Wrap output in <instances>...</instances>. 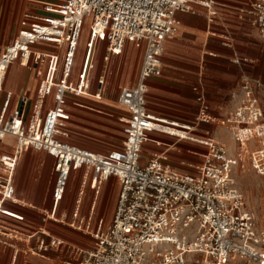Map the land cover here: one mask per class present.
<instances>
[{
  "label": "built area",
  "instance_id": "2783aa9c",
  "mask_svg": "<svg viewBox=\"0 0 264 264\" xmlns=\"http://www.w3.org/2000/svg\"><path fill=\"white\" fill-rule=\"evenodd\" d=\"M248 3L240 16H249L264 45V0ZM48 4L61 9L62 16L21 30L0 50V90L13 63L34 69L40 77L29 118L26 95H21L20 106L10 111L12 92L6 94L0 113V140L16 138L12 154L0 151V244L13 241L9 237L12 229L26 233L2 222L1 216L8 213L6 201L16 202V167L23 153L34 149L54 159V200L65 195L73 167L84 168L80 195L89 180L100 185L110 177L119 181L120 192L112 221L106 227L103 219L94 227L92 215L70 222L92 239L90 246L41 229L27 233L25 249L20 246L16 252L32 250L51 260L50 264H190L192 257H199L200 264L234 260L264 264V225L248 208L235 177L236 168L264 176V113L256 94L262 87L259 80L244 79L236 110L220 122L237 144L235 155L229 153L226 144L208 138L201 141L209 150L196 173L178 171L162 156L141 163L150 132L183 138L170 128L186 131L149 113L146 106L147 81L161 74L165 40L178 30L175 15L203 7L208 9V16H214L216 0H52ZM86 26L90 36L77 85L71 88L77 93L90 90L100 39L107 41L105 60L121 54L127 42L144 49L137 85L122 88L118 96L119 104L129 111L123 148L105 154L59 138L64 97L70 89ZM41 43L53 44L57 51H41L36 48ZM104 81L101 75L98 97ZM51 95L54 105L46 108ZM253 140L261 145L259 149H249ZM73 215V219L78 218L77 211ZM15 240L23 242L22 237Z\"/></svg>",
  "mask_w": 264,
  "mask_h": 264
},
{
  "label": "crops",
  "instance_id": "0c3cea01",
  "mask_svg": "<svg viewBox=\"0 0 264 264\" xmlns=\"http://www.w3.org/2000/svg\"><path fill=\"white\" fill-rule=\"evenodd\" d=\"M48 2L50 0H0V50L9 45L21 30L33 29L44 23L47 18L61 17V9L49 5ZM215 7L217 14L211 17L208 16V9L203 7H197L195 12L178 11L175 15L178 30L174 36L165 40L161 74L152 76L147 81L149 90L146 95V106L149 113L169 123H175L188 132L182 134L183 138L150 132L149 139L143 146L142 154L145 152L141 156L143 164L154 157H160L161 154H167V163L174 169L184 173H196V167L203 162L204 155L209 150L201 141L208 138L226 145V142L231 140L232 144L227 145L228 151L231 155H235L237 144L220 122L236 110L242 97V83L246 77L261 82L262 87L256 94L264 113V45L257 27L249 16L246 14L240 16V10L248 9V0H216ZM86 28L88 37L83 43L82 52L83 34ZM84 31L69 80L70 89L66 91L64 97V112L60 117V122L65 124L66 133L59 135V138L70 144L105 154L123 148L129 111L119 104L118 96L122 88L137 85L144 49L127 42L121 54L111 55L105 60L107 41L100 39L95 54V68L90 76V90L87 93H77L71 88L77 85L90 36L88 26ZM227 36L231 40L226 42L222 37ZM36 48L44 52L57 51V48L49 43H41L36 45ZM101 75H104L105 81L101 96L98 97L96 95L99 89L98 78ZM39 81L40 77L34 69L13 63L0 90V113L6 94L12 92L10 111L19 107L20 96L26 95L29 99L27 107V118H29ZM113 102L121 112L105 108L113 107ZM53 105L54 99L51 95L46 100V108ZM111 122H115L114 124L119 122L122 126L121 131L113 127ZM74 127L82 129V136L93 141H104L113 137L116 132H120L124 136L122 146H111L105 151H99L77 144L71 141ZM170 131L175 132V129L170 128ZM15 147L16 138L13 136H6L0 140V151L4 154H12ZM260 147L261 145L255 140L249 144L250 150ZM25 158L28 166L37 167L35 170L37 174L32 175L31 179L24 175L20 184L22 188L26 186V191H22L18 183V169ZM198 159L201 161L198 162ZM51 163L48 197L40 206L38 196L43 194L45 187V179L40 169L46 168L45 165L49 166ZM16 169L15 199L22 201H6L5 207L8 213L2 215L1 220L26 233H35L41 229L49 230L53 235L84 245L69 236L56 234L52 226L54 223L65 225L71 230L82 233V230L71 226L70 222L77 221L82 216L92 215L96 227L99 219L104 220L99 216L96 205L107 183L111 184V187L113 185L117 187L115 206L117 204L120 184L114 177L108 178L100 185L89 180L84 187L83 196L80 195L82 169H84L82 167H73L65 195L60 200H54L51 196L54 159L45 151L34 149L26 151ZM76 211L78 218L73 219ZM48 220L51 221L50 223L53 222V225H48ZM12 230L14 233H21ZM17 247L19 246L13 243L0 244V264H27L25 258L19 261L20 252H16Z\"/></svg>",
  "mask_w": 264,
  "mask_h": 264
},
{
  "label": "rangeland",
  "instance_id": "374dc122",
  "mask_svg": "<svg viewBox=\"0 0 264 264\" xmlns=\"http://www.w3.org/2000/svg\"><path fill=\"white\" fill-rule=\"evenodd\" d=\"M50 1H52V0H50ZM87 37H88V30L86 28L84 31V34H83L82 44L85 43ZM222 39L226 42L231 40L230 37H228V36L222 37ZM83 50H84V44L82 46V52H83ZM112 106L113 107H105V108H108V109L115 111V112H121L115 107L116 106L115 102L112 103ZM115 118H112V119L116 120ZM114 123L115 122H111L110 124H112L113 127L117 128L118 130L121 131V129H122L121 124L119 122H118V124H114ZM61 127H63V128H62V130L60 129V133H63V134L66 133L65 129H64L65 124L61 123ZM73 129H74V132L71 135L72 136L71 141H73L77 144H80V145L82 144L83 146H86V147L94 148V149L99 150V151H105L106 149L111 148V146L121 147L123 139H124L123 134H121L120 132H116L113 137H110L104 141H93V140H90V139L82 136V133H83L82 129H80L78 127H74ZM187 132L188 131H181V130L176 131V129H175V133L186 134ZM226 143H227V145L229 144V146L232 144L231 140H230V142H226ZM173 148L174 147H171V149H173ZM144 153L145 152H143L142 156L144 155ZM197 161L200 162L201 159H198ZM45 167L46 168H44V169H40V172H42V176L45 179L44 192L41 196H38V201L41 204V205L39 204L40 206L43 205L44 200L48 197L49 188H50V180H51L52 163L49 164V166L45 165ZM36 169H37L36 166H33V165L28 166L26 163V158H25L21 164V167H19V169H18V183L20 184L22 182L24 175L27 178L31 179L33 177L32 175L37 174V172H35ZM192 170L195 171V169H192ZM235 177L237 179L238 186L243 191V193L246 197L248 208L254 212V214L256 215V217L258 219V222L260 224L264 225V176L257 174L254 170L235 169ZM25 187L26 186L24 185L22 188V185L20 184V190L26 191ZM116 193H117L116 185H113V187H111V184L107 183L99 195V199H98V203L96 205V208L99 210L100 215L99 214L98 215L102 216L104 218L103 227H106L112 221V218H113V215L115 212V210H113V209L116 208V206H115ZM15 201H16V199H15ZM17 201L21 202L22 200L18 199ZM90 202H89V205H90ZM41 208H43V207H41ZM50 222L51 221L48 220V225H53V222L52 223H50ZM52 227L55 228L56 234L69 236L74 241H76L78 243H82V244L87 245V246L88 245L90 246L92 244V242H91L92 239L90 237H87L83 233H78L74 230H71V229L67 228L68 226L58 225V224L55 225V223H54V225ZM11 231L12 232L9 233L10 237H12L14 239L20 238V237L23 238V242L18 241V240H13V241H11V243L17 244L19 247L21 246V247L25 248L26 243L24 242V239L28 240V237H29L28 234L25 233V235H24V233L23 234L14 233L13 230H11ZM32 245L35 246L34 241H33ZM48 254H50V256H54V253H52V252H50ZM19 255H20L19 261L21 260V258L22 259L25 258L27 260V264H28V262H29V264H50L51 263V260L45 259L41 255L33 253L32 250H26L23 253L20 251ZM189 263L190 264H200L199 257H192ZM226 264H251V263H248V262L242 261V260H234V261H228Z\"/></svg>",
  "mask_w": 264,
  "mask_h": 264
},
{
  "label": "bare ground",
  "instance_id": "6f19581e",
  "mask_svg": "<svg viewBox=\"0 0 264 264\" xmlns=\"http://www.w3.org/2000/svg\"><path fill=\"white\" fill-rule=\"evenodd\" d=\"M83 61V60H82ZM124 121V120H123ZM173 122V121H172ZM181 125V124H180ZM160 156L164 157V158H168L167 154H161ZM14 237V236H13Z\"/></svg>",
  "mask_w": 264,
  "mask_h": 264
}]
</instances>
